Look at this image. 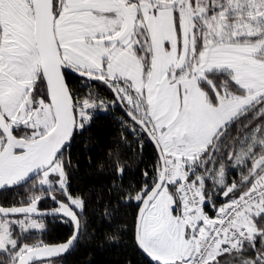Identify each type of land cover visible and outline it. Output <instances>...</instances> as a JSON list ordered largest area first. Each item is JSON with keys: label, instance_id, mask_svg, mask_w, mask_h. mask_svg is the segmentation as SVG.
<instances>
[{"label": "snow or ice", "instance_id": "obj_1", "mask_svg": "<svg viewBox=\"0 0 264 264\" xmlns=\"http://www.w3.org/2000/svg\"><path fill=\"white\" fill-rule=\"evenodd\" d=\"M97 239L125 264H264V0H0V264Z\"/></svg>", "mask_w": 264, "mask_h": 264}, {"label": "trees", "instance_id": "obj_2", "mask_svg": "<svg viewBox=\"0 0 264 264\" xmlns=\"http://www.w3.org/2000/svg\"><path fill=\"white\" fill-rule=\"evenodd\" d=\"M102 91L108 94L106 90ZM118 125L111 114H101L94 125V133L99 140V144L92 145V154L103 155L106 150L105 145L110 143L108 135L115 132ZM152 152L151 144H148L145 149V157ZM86 155V154H85ZM85 159L81 158V170L77 175L79 180H73V186L78 188H86L89 181H94L95 177L85 175ZM133 209H129L132 211ZM96 223V221H94ZM49 231L47 237L53 240L63 239L69 232V226L56 221L50 222L48 225ZM131 257L133 260H138L139 257L133 256L130 249L125 245H101L99 239L91 243L82 244L75 251L71 252L64 258V264H125V261Z\"/></svg>", "mask_w": 264, "mask_h": 264}, {"label": "flooded vegetation", "instance_id": "obj_3", "mask_svg": "<svg viewBox=\"0 0 264 264\" xmlns=\"http://www.w3.org/2000/svg\"><path fill=\"white\" fill-rule=\"evenodd\" d=\"M45 206H47V207H51L52 205H51V202L50 201H45L42 205H41V207H45ZM57 221H59V219H57Z\"/></svg>", "mask_w": 264, "mask_h": 264}]
</instances>
